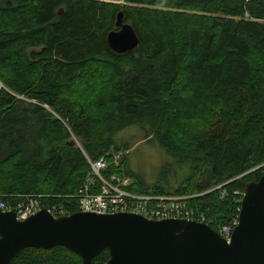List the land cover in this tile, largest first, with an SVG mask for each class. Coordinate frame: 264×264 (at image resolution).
Returning a JSON list of instances; mask_svg holds the SVG:
<instances>
[{"label":"trees","instance_id":"1","mask_svg":"<svg viewBox=\"0 0 264 264\" xmlns=\"http://www.w3.org/2000/svg\"><path fill=\"white\" fill-rule=\"evenodd\" d=\"M124 2L0 0V201L78 211L79 190L100 189L89 162L104 157L103 177L184 196L218 231L264 172V0ZM120 11L139 39L122 54L106 41ZM100 88L94 116L88 97ZM130 126L189 163L190 175L146 186L115 165L113 154L130 148L115 137ZM108 258L103 249L93 263ZM7 264L81 259L60 245L28 247Z\"/></svg>","mask_w":264,"mask_h":264},{"label":"water","instance_id":"2","mask_svg":"<svg viewBox=\"0 0 264 264\" xmlns=\"http://www.w3.org/2000/svg\"><path fill=\"white\" fill-rule=\"evenodd\" d=\"M62 12L60 8L58 14ZM106 41L118 54L138 46L139 39L122 11ZM58 245L78 254L81 264H94L103 249L109 251L104 264H264V172L245 184L238 223L229 240L210 225L185 218L81 210L54 216L41 208L18 220L14 209L0 210V264L9 263L23 248Z\"/></svg>","mask_w":264,"mask_h":264},{"label":"built area","instance_id":"3","mask_svg":"<svg viewBox=\"0 0 264 264\" xmlns=\"http://www.w3.org/2000/svg\"><path fill=\"white\" fill-rule=\"evenodd\" d=\"M91 173L99 181V191L90 193L88 183L83 189L79 190L78 210L92 211L96 213H116V212H134L142 214L149 219L164 218H185L192 219L207 224L202 214L197 215L188 207L184 196L172 194H147L136 193L126 189L129 185L128 179L121 182L115 181L112 176L107 179L102 176V171L107 167L104 157L95 161H90ZM42 206L39 200L29 198L27 201L18 202L14 206L0 201V210L7 211L14 209L17 219L24 220L32 214H35ZM54 215L66 214L65 209L50 206L47 208ZM238 223V218H233L231 224L223 225L217 231L219 235L226 240L230 239L234 227Z\"/></svg>","mask_w":264,"mask_h":264},{"label":"rangeland","instance_id":"4","mask_svg":"<svg viewBox=\"0 0 264 264\" xmlns=\"http://www.w3.org/2000/svg\"><path fill=\"white\" fill-rule=\"evenodd\" d=\"M107 1L118 5L126 4L124 0ZM84 86V84L81 85L76 92L80 91ZM101 92L102 88L94 91L93 96L88 97L91 115L94 114L96 116L97 114V106L93 102L96 97H101ZM143 134L144 132L138 126L127 127V129L117 134L115 137L116 143L120 144V146L122 143L128 144L130 148L126 150L121 147L119 152H115L113 154V163L115 165L121 164L124 172L127 169L132 170L139 176L140 179L137 180L145 182L146 186H153L154 184H159L166 188L178 186L190 175V164L178 161L161 147L155 137L150 136L144 139ZM113 177L118 182L128 179V182L131 183L133 179L125 174L113 175ZM58 207L65 209L62 206Z\"/></svg>","mask_w":264,"mask_h":264},{"label":"clouds","instance_id":"5","mask_svg":"<svg viewBox=\"0 0 264 264\" xmlns=\"http://www.w3.org/2000/svg\"><path fill=\"white\" fill-rule=\"evenodd\" d=\"M42 208H46V207H42ZM47 209V208H46ZM51 212V211H50ZM52 213V212H51ZM53 214V213H52ZM68 214V213H67ZM54 215V214H53ZM62 215H65V214H62ZM54 216H60V215H54Z\"/></svg>","mask_w":264,"mask_h":264}]
</instances>
